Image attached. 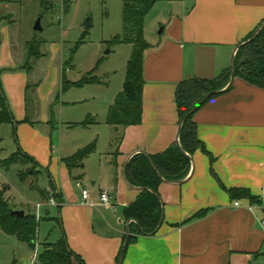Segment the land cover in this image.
I'll use <instances>...</instances> for the list:
<instances>
[{"label": "crops", "instance_id": "crops-1", "mask_svg": "<svg viewBox=\"0 0 264 264\" xmlns=\"http://www.w3.org/2000/svg\"><path fill=\"white\" fill-rule=\"evenodd\" d=\"M172 2L178 3L179 10L163 20L160 36L148 39L145 33L150 47L144 57L141 123L123 128L120 145H111L105 162L96 164L92 159L89 169L87 157L82 166L69 171L63 159L84 146L63 154L60 145L56 152V127L49 114L52 101L48 96L43 101L44 127H37L36 120L27 117L29 85L24 72L18 74V68L4 56L0 60V68L5 69L1 74L3 88L18 121V148L49 171L44 186L36 189L40 200L28 204L40 213V220L51 219L54 226L42 240L37 236L34 249L26 244L29 249L23 264H41L38 256L43 246L55 244L63 236L75 254L72 264H117L130 224L135 222L125 219L124 208L141 191L126 179L128 162L137 153L163 152L178 141V83L190 78H215L231 69L238 47L264 20V0ZM3 37L1 43L5 42ZM35 85L40 93L42 82ZM232 85L194 115L198 136L214 161L198 150L187 178L162 182L163 222L155 235H139L128 243L122 264H264V89L240 77H235ZM86 177L90 185L84 184ZM217 178L227 188L249 189L263 203L232 200ZM50 182L63 200L38 209V203H46L41 189H48ZM82 188L90 190L95 204L83 201ZM104 191L109 194V204L100 203ZM51 206L57 209L55 215ZM206 208L211 210L203 218L177 226ZM23 209L20 206L17 210Z\"/></svg>", "mask_w": 264, "mask_h": 264}, {"label": "rangeland", "instance_id": "rangeland-1", "mask_svg": "<svg viewBox=\"0 0 264 264\" xmlns=\"http://www.w3.org/2000/svg\"><path fill=\"white\" fill-rule=\"evenodd\" d=\"M46 2L43 6L41 0L0 1V40L5 38V42L0 43V60L4 56L18 68V74L24 72L29 85L26 90L27 117L36 120L37 127H44L41 123L43 101L47 96L52 101L49 114L51 118L52 107L56 152L60 145L62 153L68 154L96 142L95 151L86 160L89 169L92 159L96 164L106 161L116 137L107 117L110 106L123 90L133 51L132 44L114 41L123 33V0ZM178 6L172 0H158L154 4L145 17L148 39L160 36L163 20L170 12L179 10ZM39 18L42 29L37 31L34 27ZM88 20L90 24L86 25ZM33 38L44 42L39 50L44 55L37 60L32 58L27 64V43ZM63 78L70 82L95 80L82 85H64ZM39 81L42 82L40 93L35 85ZM86 121L92 123L83 126ZM0 137V159L5 160L18 150L15 125L2 124ZM32 166L30 163L19 164L7 170L0 165V191L15 209L21 206L34 211L28 202L40 200L36 189L46 183L45 175L26 176L25 180L19 178L20 172ZM84 184L90 185L88 177L84 178ZM50 210L52 215L57 213L55 206ZM53 226L51 219L39 220L37 236L42 240ZM28 249L26 243L0 229V264H23Z\"/></svg>", "mask_w": 264, "mask_h": 264}, {"label": "trees", "instance_id": "trees-1", "mask_svg": "<svg viewBox=\"0 0 264 264\" xmlns=\"http://www.w3.org/2000/svg\"><path fill=\"white\" fill-rule=\"evenodd\" d=\"M157 1L123 0V33L115 37L114 41L132 44L133 51L128 61L123 90L110 106L107 117V123L117 131L116 137L113 140L114 147H118L123 140V128L130 125H138L142 120L143 90L145 85L144 57L145 51L150 47L149 42L145 38L144 23L146 15ZM41 3L44 6L47 2L46 0H41ZM259 28L260 30L257 32ZM256 32L257 34L255 35ZM246 41L237 50L234 58L235 77H240L250 84L264 89V20L248 35ZM43 43V41L37 38H33L27 43V64H29L32 58L37 60L44 55L39 52ZM4 71L5 69L0 68V128L5 123H13L16 127L18 121H16L10 108L1 81V74ZM230 76L231 69L211 79L190 78L180 81L175 92L179 123L181 124L178 141L163 152L155 154L137 153L128 162L126 179L131 185L141 188L136 200L125 207L123 212L127 221H135L130 224L128 243L135 241L139 235H155L157 233L163 217V202L159 193V187L164 180L181 181L187 178L191 170L192 157L198 150L209 155L212 160L211 162L214 161V157L206 149L204 142L198 136L194 115L209 100L233 87L231 84L226 88L230 82ZM94 80V78H88L78 82H70L64 79L63 83L64 85H82ZM210 92L215 93L211 94L195 112L189 114ZM53 115L51 107L52 122H54ZM91 123V121H86L82 125L88 126ZM95 149L96 142L93 141L80 148L73 155L64 158L63 162L69 171L72 172L73 169L82 166L84 160ZM28 163L33 166L19 173L20 180H25L26 176H46L49 173L47 169L41 167L40 163L33 156L24 152L21 148H18L11 157L5 160L0 159V165L7 170L14 165H26ZM217 179L220 185L229 193L232 200L248 199L252 204L263 203L262 198L253 195L249 189L227 188L219 178ZM49 188L53 191L55 200L62 202V195L56 189L53 182H50ZM48 189L47 187L41 189L42 198L46 202L50 199ZM11 209L15 208L5 198L4 192L0 191V229L5 234L15 236L18 240L34 249L40 220L36 212L23 209L25 211L24 215H15ZM210 210L211 208L202 209L182 223L177 224V226L203 218ZM120 257L121 254L117 258V264H119ZM38 258L41 264H72L75 254L69 250L67 239L63 236L55 244H45ZM76 258L83 263V260L79 257L76 256Z\"/></svg>", "mask_w": 264, "mask_h": 264}, {"label": "water", "instance_id": "water-1", "mask_svg": "<svg viewBox=\"0 0 264 264\" xmlns=\"http://www.w3.org/2000/svg\"><path fill=\"white\" fill-rule=\"evenodd\" d=\"M86 25H89L90 23H89V20L85 23ZM35 30H37V31H39V30H41L42 28H41V19L39 18L38 20H37V22H36V24H35ZM260 30V28L257 30V32ZM257 32L255 33V35L257 34ZM254 35V36H255ZM254 38V37H253ZM250 40H252V39H250ZM250 40H248V41H250ZM248 41H246V42H248ZM246 42H244V43H242L239 47H238V49L243 45V44H245ZM237 49V50H238ZM234 78H235V72H234V60H233V63L231 64V76H230V82H229V84H228V86L226 87V88H228L232 83H233V80H234ZM215 92H217V91H215ZM215 92H210V93H208L207 95H206V97L189 113V114H191V113H193V112H195L198 108H199V106L211 95V94H213V93H215ZM180 129H181V125H180ZM180 129H179V132H180ZM179 137V136H178ZM179 139V138H178ZM127 167V166H126ZM125 173H126V168H125V171H124ZM11 211H12V213L13 214H15V215H24L25 214V211L24 210H17V209H11ZM163 218H164V213H163V217H162V220H161V223H160V225L162 224V222H163ZM128 240H129V233H128V235H127V239H126V242H125V246H124V249H123V251H122V255H121V257H120V261H119V264H122V262H123V258H124V254H125V250H126V247H127V245H128Z\"/></svg>", "mask_w": 264, "mask_h": 264}, {"label": "built area", "instance_id": "built-area-1", "mask_svg": "<svg viewBox=\"0 0 264 264\" xmlns=\"http://www.w3.org/2000/svg\"><path fill=\"white\" fill-rule=\"evenodd\" d=\"M78 186L81 187V183H78L77 184ZM49 192H50V199L49 201H47L46 203H38L37 204V208L39 209L40 207H42L43 205L47 204V205H58L59 202H57L53 196V191L49 188L48 189ZM82 197H83V201L84 202H90L91 204H95L94 202L91 201V192L89 189H86V188H82ZM100 203H103V204H109V194L108 192L104 191L100 194ZM239 203L238 202H235V206H238ZM39 216V213L37 214V217ZM261 226L264 228V219L261 220Z\"/></svg>", "mask_w": 264, "mask_h": 264}]
</instances>
